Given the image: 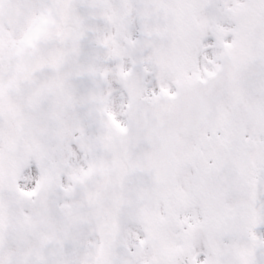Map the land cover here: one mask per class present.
I'll return each mask as SVG.
<instances>
[{
  "label": "snow or ice",
  "instance_id": "6c2138e0",
  "mask_svg": "<svg viewBox=\"0 0 264 264\" xmlns=\"http://www.w3.org/2000/svg\"><path fill=\"white\" fill-rule=\"evenodd\" d=\"M0 264H264V0H0Z\"/></svg>",
  "mask_w": 264,
  "mask_h": 264
}]
</instances>
